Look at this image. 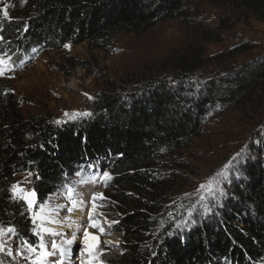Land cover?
Listing matches in <instances>:
<instances>
[{
  "label": "trees",
  "instance_id": "obj_1",
  "mask_svg": "<svg viewBox=\"0 0 264 264\" xmlns=\"http://www.w3.org/2000/svg\"><path fill=\"white\" fill-rule=\"evenodd\" d=\"M23 1L28 16L23 8L17 11L21 18H0V56L8 57L16 68L44 50H62L68 44L88 42L92 49L107 50L117 31L142 33L160 22L183 19L191 0ZM208 1L264 19V0ZM232 72L200 85L180 76L181 80L170 82L150 79L128 93L101 91L88 117L66 122L44 114L26 117L7 83L0 81L2 232L14 228L11 235L42 250L39 224L13 192L15 178L23 173L32 177L34 212L50 196L63 194L72 176L102 179L105 188L136 180L152 183L155 167L167 154L200 136L210 108L220 100L247 103L258 86L264 87V57ZM257 135H250L255 139L242 161L239 179L232 176L211 210L196 211L192 220L179 219L174 211L159 225L165 214L161 205L152 191L137 187L141 197L132 202L138 210L122 219L127 236L137 241L111 264H264V133ZM102 166L111 179L100 174ZM1 256L0 261L5 258Z\"/></svg>",
  "mask_w": 264,
  "mask_h": 264
},
{
  "label": "rangeland",
  "instance_id": "obj_2",
  "mask_svg": "<svg viewBox=\"0 0 264 264\" xmlns=\"http://www.w3.org/2000/svg\"><path fill=\"white\" fill-rule=\"evenodd\" d=\"M23 8L28 16L29 9L23 0H0V18H5L4 9L11 20L21 18L17 11ZM263 57L264 19L230 5L191 0L183 19L160 22L142 33L117 31L107 50L92 49L88 42L68 44L62 50H44L22 68L14 66L5 71L0 81L7 83L26 117L44 114L57 122L77 121L89 116L83 114L89 113L92 101L101 91L128 93L150 79L170 82L181 80L180 76L193 85H200L221 77L225 71L233 70L235 74ZM4 58L8 61V57ZM250 99H245L247 103L241 99L220 100L210 108L200 136L167 154L155 167L153 177L156 178L149 184L136 180L134 184L105 188L102 179L86 181L72 176L74 179L64 187L63 194L50 196L34 212L36 193L31 188V174L18 175L14 195L19 198L20 189L25 195L35 193L31 207L27 200L20 199L39 224L44 245L41 252L46 249L56 253L47 258L48 264H55L59 259L52 243L61 246V240L67 241L73 234L71 226L65 229V234H53L54 224L72 220L82 227L75 233L70 262L78 255L85 256L87 261L95 257L103 264L120 259L128 244L137 241L134 236H127L122 219L138 210L132 200L141 197L139 186L152 191L161 205L165 214L159 225L174 211L176 216L192 220L196 211L211 209L221 190L224 194L231 177L237 180L241 176L242 161L255 139L250 135L264 133V87L258 86ZM105 170L102 166L100 174ZM206 184H212L215 197L206 188L201 189ZM68 188L73 190L72 199ZM201 196L206 198L201 200ZM78 213L82 220H76ZM93 221L100 227H93ZM85 229L97 237L96 241H90L91 256L84 246ZM0 241L5 249L0 252L5 256L1 260L3 264H39L41 252L36 249L28 252L18 236L0 232Z\"/></svg>",
  "mask_w": 264,
  "mask_h": 264
},
{
  "label": "snow or ice",
  "instance_id": "obj_3",
  "mask_svg": "<svg viewBox=\"0 0 264 264\" xmlns=\"http://www.w3.org/2000/svg\"><path fill=\"white\" fill-rule=\"evenodd\" d=\"M3 11V16L5 18H9V13L7 11V9H4L2 10ZM0 39H2V37H0ZM67 46V45H66ZM11 69V65L8 63L7 60H5V58L3 56H0V75H3L5 71H8ZM83 115H90V113H84ZM218 175H220V173H218ZM103 178L105 180H109L111 179V176L108 174V173H103ZM201 189H207L208 192L213 195V197L216 196V192L215 190L213 189L212 187V184H206V185H201L200 186ZM17 188L18 186L17 185H13V192L16 193L17 192ZM20 197L19 198H22V199H25L28 201V204L29 206L31 207L32 206V203H33V199L32 197H34L35 193L34 192H31L27 195L24 194V190L23 189H20ZM68 193L70 194L69 195V199H72V196H71V193H72V189L71 188H68L67 189ZM221 195H223V192L221 190L220 192ZM101 199H103V196L101 195L100 197ZM206 197L204 196H201V200L205 199ZM96 197L93 196V201H95ZM75 201L73 200V204L75 205ZM93 208H95V204H93ZM43 210V209H42ZM211 209L208 208V207H205V211H210ZM190 215H191V212H190ZM93 227H100V225L96 224L95 221H93V224H92ZM180 225H178L179 227ZM101 231H103V228L101 227L100 229ZM46 231H48L46 229ZM0 232H2V229H0ZM8 232L10 233H13L15 232V229L14 228H9L8 229ZM55 235H59L58 233H53ZM171 235V233H169ZM84 246H85V250L89 253V256L92 255V252H91V249L93 247V245L90 243V241H96L97 240V237L95 236H92L86 229L84 231ZM76 241V235L75 233H73L71 235V238L68 239L65 243L69 246L68 248H64L58 244H56L55 242L52 243V248L56 251L59 252V259L55 261V264H63V260L64 258L66 257V255L68 254V252L70 251V248H71V245H73V243ZM24 246H26L29 250L31 251H35V249L33 248V246L31 244H29L27 241H24L23 242ZM41 248L43 249L44 248V245L41 244ZM4 246L3 244H0V252H4ZM56 253L55 252H49L47 251L46 249L43 250L40 254V261H39V264H48V261H47V258L50 257V256H53L55 255ZM8 255H11V253L9 252ZM0 264H3L2 261H0ZM81 264H103L102 261H99L97 260L95 257H93L91 260L87 261V262H81Z\"/></svg>",
  "mask_w": 264,
  "mask_h": 264
},
{
  "label": "bare ground",
  "instance_id": "obj_4",
  "mask_svg": "<svg viewBox=\"0 0 264 264\" xmlns=\"http://www.w3.org/2000/svg\"><path fill=\"white\" fill-rule=\"evenodd\" d=\"M76 220H82V216L80 213H78L76 216ZM56 220V219H55ZM57 222V221H56ZM55 221H53L52 224H54ZM67 225V226H66ZM68 226H71L72 228V233H78L79 231L77 230L78 228L82 227L81 224L77 223V222H74V220L72 221H59V224H54V232L55 233H58V234H65V229L68 227ZM67 235H71V234H67ZM61 246H65V248H68L69 246L65 243V239H62L61 240ZM71 249V248H70ZM69 255H70V251L68 252V254L66 255V257L64 258L63 260V264H77V262L81 263V262H87V258L85 256H79L77 258H73L71 260V262L69 261ZM81 255V254H80ZM76 261V262H75Z\"/></svg>",
  "mask_w": 264,
  "mask_h": 264
},
{
  "label": "water",
  "instance_id": "obj_5",
  "mask_svg": "<svg viewBox=\"0 0 264 264\" xmlns=\"http://www.w3.org/2000/svg\"><path fill=\"white\" fill-rule=\"evenodd\" d=\"M184 217H182V219H183ZM179 219H181V217L179 218Z\"/></svg>",
  "mask_w": 264,
  "mask_h": 264
}]
</instances>
